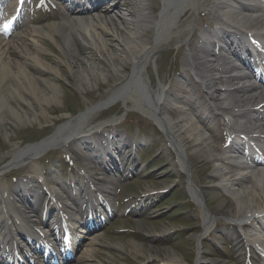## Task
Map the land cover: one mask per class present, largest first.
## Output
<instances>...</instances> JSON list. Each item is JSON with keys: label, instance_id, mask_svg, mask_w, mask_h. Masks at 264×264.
Segmentation results:
<instances>
[{"label": "bare ground", "instance_id": "6f19581e", "mask_svg": "<svg viewBox=\"0 0 264 264\" xmlns=\"http://www.w3.org/2000/svg\"><path fill=\"white\" fill-rule=\"evenodd\" d=\"M9 1L0 0L1 12L27 14L25 7L9 4ZM62 1L65 5L61 20L55 15L42 25L23 27L22 32L9 38L3 29L6 23L2 22L0 26V126L6 132L9 123L18 125L38 119L40 115L47 117L44 110L60 99L57 84L60 64L67 66L80 88L83 81L88 82L90 77L104 79L105 74L99 69L103 66L109 68L107 79L101 84L110 88L109 94L87 106L82 116L71 117L59 125L53 135L41 142L15 146L9 154L11 159L0 169V178L21 165L28 166L25 177H34L31 173L43 177L38 159L48 146L66 148L85 144L84 139L98 136L97 127H89V118L117 100L125 105L133 101L142 115L154 120L166 137V147L171 148V153L176 156L177 169L188 174L187 188L195 202H201L205 191L194 182L189 160L198 157L210 165V176L219 179L216 187L233 196L222 216L230 225L248 228L250 235H247V242L249 245L259 244L262 252L259 258L264 264V237L258 234L264 230V80H261L264 78V45H261L260 56L263 68L249 62L246 73L226 80V90H221L216 67L212 66L213 58L216 61L223 56L224 46L240 42L241 37H237L241 35L240 31L256 28L259 22L257 12H264V7L246 0H138L136 5L135 0H107L112 9L104 8L96 14L88 12L86 7L91 0ZM45 40L57 46L59 55L49 50ZM171 45H185L186 49L180 57L179 83L172 82L166 89L161 81L154 85L145 73L147 65L155 63L158 52ZM47 53L57 58L50 61L46 58ZM87 57L103 66L99 68L88 63ZM120 78L123 79L120 85H108L111 79ZM172 101L175 106L171 105ZM217 109L221 110L220 113ZM166 113L177 115L176 122L168 121ZM202 126L206 128L205 133L201 131ZM111 134L107 132L106 136ZM109 144L115 145L111 141ZM102 146L94 158L105 153L109 155L108 148L111 146ZM227 151H241L248 161L240 162ZM116 165V160L104 162V167L108 169ZM102 178L96 177L97 180ZM80 179L78 196L90 202L93 195L100 194L106 200L108 188L95 189L83 177L80 176ZM49 182L53 186L59 185L53 177ZM50 193L56 200L55 209L58 212V217L53 219L56 238L62 231L59 224L64 217L75 220V225L79 224L82 229L86 227V219L80 224L75 217V209L60 201L57 197L59 193L51 190ZM38 196L39 193L31 192L29 188L20 185L9 188L0 182V226L4 230L0 250L10 255V259L14 256L13 246H16L11 227L16 232H27L36 246L46 241L35 237L28 226L31 220L16 205H30ZM64 206L67 211H63ZM52 213L48 212V217ZM88 213L92 215L90 211ZM22 224L28 229L24 230ZM73 224L71 222L68 226L73 228ZM214 224L213 213L202 210V229L196 235L195 264H203L207 259L202 239L214 230ZM97 239H92L90 250H85L80 257L82 262L88 259L89 251H94L93 244L97 243ZM76 243H81V239L76 238ZM129 247L137 254L144 253L142 246L135 242H130ZM148 254L149 260L157 258L155 252ZM249 254L250 258L239 253L233 261L213 258L210 262L256 264L253 254ZM164 258V263L176 264L180 261L170 250ZM0 263L9 264L7 259H2ZM103 264L112 263L106 261Z\"/></svg>", "mask_w": 264, "mask_h": 264}, {"label": "rangeland", "instance_id": "374dc122", "mask_svg": "<svg viewBox=\"0 0 264 264\" xmlns=\"http://www.w3.org/2000/svg\"><path fill=\"white\" fill-rule=\"evenodd\" d=\"M137 2L138 0L134 1L135 5ZM44 5L40 0L36 1L37 8H40L35 14L36 17L42 16L41 14H54L46 11L48 4ZM55 5L57 10L62 12L61 8L64 4L57 2ZM104 8L112 9L111 3L103 5L95 3L89 6V11L98 14L99 10ZM33 14L30 10L28 14L21 16L23 21L19 20V22L27 23ZM61 15L59 14V18ZM42 23H45L44 19L40 20V24ZM28 24L31 25L29 22ZM22 30V27L15 26L9 32L10 36L19 34ZM45 44L54 54L59 55L54 43L45 40ZM178 48V45L162 48L157 54L155 63L151 62L147 65L145 74L154 85L162 81L167 89L172 82L179 83L180 57L185 47L179 52ZM46 58L51 61L57 57L47 53ZM86 59L88 63H93L99 68L100 65L103 66L88 57ZM58 69L57 84L60 99L58 103L44 110L46 118L40 115L38 119H32L24 124L9 123L6 132L0 126V167L11 159L9 154L15 146L22 147L48 136L57 126L75 117L77 113L84 112L92 102H98L109 94L110 88L101 86L107 79L106 74L110 72H107L109 70L107 67L103 66V69H99L104 72V79L99 76L90 77L88 82L83 81L82 88L77 86L74 81L76 78L69 74L66 65L60 64ZM122 81V78L111 79L108 85H120ZM139 96L144 98L140 94ZM127 104V115L123 116L125 112L123 103L117 101L89 118L87 122L89 127L93 126V129L98 127L96 138L84 139L85 144L71 145L64 149L57 148L44 154L38 161V166L43 172L45 182L37 178L34 173H31L34 177H25L28 172L26 165L9 170L0 178V182L9 188L20 185L31 189V192L39 193L42 184L52 187L49 179L53 177L59 182L60 195L64 197L66 194L69 199L74 200L77 189L74 182L78 180L82 170L91 174L90 182L93 185L115 188L117 194L112 189L113 194L108 197L114 210L106 216L103 223L101 222L104 219L99 217L97 220L99 224L91 228L93 232L83 236L81 246L67 264H103L106 261L112 264H175L163 262L167 250L172 251L180 260L176 264H195L198 246L195 237L201 231L198 219L201 208L190 200L186 184L187 172L177 169L176 156L171 153L173 150L170 151L171 148L166 147V138L152 121L143 117L133 101H128ZM171 105L176 104L172 101ZM166 118L173 123L176 122L177 115L166 113ZM203 130L205 128L202 126L201 131ZM108 131L112 133L109 138L106 136ZM109 141L117 145V149L113 150V145L110 151L114 153L113 157L115 156L117 160L118 169L113 171L115 178L110 183H105L94 179L101 173L98 162L104 155H100V158L91 157H97L100 145H106ZM116 141L121 142L116 144ZM90 154L91 157L88 156ZM63 156H66V160ZM189 165L194 182L205 191L202 203L213 212L217 223H221L219 226L215 225L217 231L211 233L202 242L207 254L203 264H211L210 259L213 258L234 260L241 250L236 245L239 241L235 237L236 229L228 224L227 226L226 220L222 217V212L230 205L233 196H228L216 187L219 179L210 176L211 168L208 163L196 157L194 160H189ZM18 180L19 182L15 184ZM128 192L131 193V197H128L130 194ZM39 195L40 197L33 200L34 204L31 205L34 211H39L46 202L44 194L39 193ZM79 200L80 198L75 200V203L78 204ZM26 207L19 206L22 212ZM225 226L228 229L223 232L221 229ZM1 233L3 232L0 228ZM94 237L98 238L97 243L93 244L94 251H89L88 259L82 262L80 257L85 250H90L89 244ZM130 242L142 246L144 253L133 252L129 247ZM149 252H155L157 258L149 260L147 258ZM256 264H260L259 258H256Z\"/></svg>", "mask_w": 264, "mask_h": 264}]
</instances>
